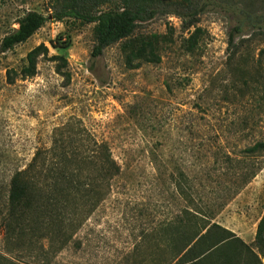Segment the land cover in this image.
I'll use <instances>...</instances> for the list:
<instances>
[{"label": "rangeland", "instance_id": "rangeland-1", "mask_svg": "<svg viewBox=\"0 0 264 264\" xmlns=\"http://www.w3.org/2000/svg\"><path fill=\"white\" fill-rule=\"evenodd\" d=\"M52 1L0 0V41L25 12L50 15ZM190 2L198 14L189 30L190 18L175 8L139 24L136 36H172L159 64L131 69L120 44L92 58L94 24L72 20L49 21L0 53V212L15 172L55 140L107 144L121 168L110 192L93 168L106 196L75 237L81 248L74 242L47 263L29 257L26 264H158L170 254L158 250L167 228L187 209L230 231L248 223L250 232L261 220L264 156L245 151L264 141V0ZM198 27L199 46L187 53L184 39ZM41 44L67 60L62 74L41 57L35 77L10 85L7 71H20Z\"/></svg>", "mask_w": 264, "mask_h": 264}, {"label": "trees", "instance_id": "trees-1", "mask_svg": "<svg viewBox=\"0 0 264 264\" xmlns=\"http://www.w3.org/2000/svg\"><path fill=\"white\" fill-rule=\"evenodd\" d=\"M189 4L190 0H53L50 15L27 11L16 19V27L12 25L1 38L0 53L26 43L49 21L72 20L78 24H94L92 58L120 44L131 69L144 63L159 64L162 51L173 42L172 36H136V30L140 23L153 20L169 8H175L172 14L183 20L190 18L185 27L189 30L197 24L198 14ZM178 8L189 12L183 13ZM203 33L198 27L184 39L183 48L187 53L195 52ZM233 38L231 33V44ZM51 45L56 50L61 48L57 41H52ZM261 53L264 54V48ZM41 57L55 62L58 74L68 65L63 56H50L49 48L41 44L28 53L27 63L20 71H7V82L13 85L17 79L35 77ZM81 141L67 145L55 140L51 148L38 150L26 168L12 176L6 207L0 212L6 252L0 251V264H26L24 260L29 257L47 263L71 243L76 242V248H81L82 242L75 237L106 196L99 191V179L94 176L93 168L101 173L103 182L108 183V192L112 186L110 181L121 172L107 144H81ZM245 153L252 158L263 157L264 141L247 148ZM262 166L257 170H262ZM257 173L253 171L250 178H255ZM184 214L175 226L167 228L166 248L158 246V250L169 252L170 248V254H160L158 264H264V214L256 234L257 251L232 231L201 217L198 211L187 209ZM35 242L41 245L32 248Z\"/></svg>", "mask_w": 264, "mask_h": 264}, {"label": "crops", "instance_id": "crops-1", "mask_svg": "<svg viewBox=\"0 0 264 264\" xmlns=\"http://www.w3.org/2000/svg\"><path fill=\"white\" fill-rule=\"evenodd\" d=\"M263 214H264V211H263ZM259 222L260 220L253 226L250 232H247L246 230L248 228V223H240L239 225H237L236 229H232L231 231L237 236V238L241 239L247 245H251L252 243H255Z\"/></svg>", "mask_w": 264, "mask_h": 264}]
</instances>
